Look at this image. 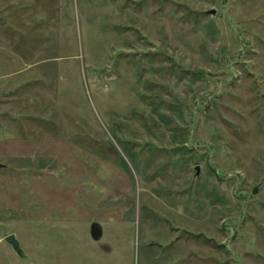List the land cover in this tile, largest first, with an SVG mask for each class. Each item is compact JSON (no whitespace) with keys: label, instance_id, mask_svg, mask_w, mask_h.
<instances>
[{"label":"rangeland","instance_id":"rangeland-1","mask_svg":"<svg viewBox=\"0 0 264 264\" xmlns=\"http://www.w3.org/2000/svg\"><path fill=\"white\" fill-rule=\"evenodd\" d=\"M0 264H264V0H0Z\"/></svg>","mask_w":264,"mask_h":264},{"label":"water","instance_id":"water-1","mask_svg":"<svg viewBox=\"0 0 264 264\" xmlns=\"http://www.w3.org/2000/svg\"><path fill=\"white\" fill-rule=\"evenodd\" d=\"M211 14H215V11L210 12ZM191 73H193L194 75H206V71L204 70H190ZM198 171V175H199V169H197ZM258 193V188L255 189L254 191V195H256ZM92 232L94 237L96 238V240H99L101 238V227L99 224H94L92 227ZM7 243H9L12 247L13 250L17 253V255L19 257L25 258L26 256L24 255V252L21 248V244L18 241V239L16 238V236L11 235L9 237L6 238Z\"/></svg>","mask_w":264,"mask_h":264}]
</instances>
